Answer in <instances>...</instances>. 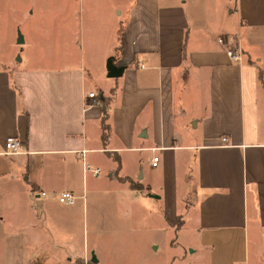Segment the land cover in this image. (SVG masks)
Returning a JSON list of instances; mask_svg holds the SVG:
<instances>
[{
	"label": "crops",
	"instance_id": "obj_1",
	"mask_svg": "<svg viewBox=\"0 0 264 264\" xmlns=\"http://www.w3.org/2000/svg\"><path fill=\"white\" fill-rule=\"evenodd\" d=\"M102 1L81 2L87 57L61 62L58 30L59 54L0 61V244L69 260L105 224L186 232L199 264H264V0Z\"/></svg>",
	"mask_w": 264,
	"mask_h": 264
},
{
	"label": "rangeland",
	"instance_id": "obj_2",
	"mask_svg": "<svg viewBox=\"0 0 264 264\" xmlns=\"http://www.w3.org/2000/svg\"><path fill=\"white\" fill-rule=\"evenodd\" d=\"M81 2L86 7L89 0H0V61L32 65L42 61L44 51L59 54V48H46L58 45V30L61 62L76 61L79 50L81 56L87 57L88 47L82 39L86 21L80 22ZM19 34L23 38L21 43L17 42ZM259 65L263 69L261 62ZM108 228L103 224V233L95 235L90 228L86 231L84 227L85 239H76L80 243L95 242L94 255L98 264H199L196 254L190 253V247L184 244L186 232L161 236L133 229L115 233ZM45 251L53 252L50 241L29 242L28 246L24 243L0 244V264H97L91 261L89 252L55 262L53 257L45 259L42 256Z\"/></svg>",
	"mask_w": 264,
	"mask_h": 264
},
{
	"label": "built area",
	"instance_id": "obj_3",
	"mask_svg": "<svg viewBox=\"0 0 264 264\" xmlns=\"http://www.w3.org/2000/svg\"><path fill=\"white\" fill-rule=\"evenodd\" d=\"M227 55H228V57L230 59L235 60V61L237 59H240L239 58L240 53L237 52V51H234L232 49H227ZM88 96L89 97H94L95 93L88 92ZM223 139H225V138H223ZM4 148H5V152L7 154L8 153H14V154L15 153H19L21 151V148H22V141H20L19 138L15 137L13 135H9L5 139ZM157 161H158V157H153V160H152L151 164L153 166H155ZM83 170H84V172L89 171V172L93 173L94 175H99L101 173V170L98 167H95V166L91 165L88 162H84L83 163ZM57 200L60 201L61 203L71 205L72 203L75 202L74 201L75 200V195L72 192L63 191V192L58 194Z\"/></svg>",
	"mask_w": 264,
	"mask_h": 264
},
{
	"label": "water",
	"instance_id": "obj_4",
	"mask_svg": "<svg viewBox=\"0 0 264 264\" xmlns=\"http://www.w3.org/2000/svg\"><path fill=\"white\" fill-rule=\"evenodd\" d=\"M23 41L22 35L19 34V38L17 40L18 43H21ZM107 76L108 77H114L121 74L123 67L117 66L116 64H113L112 59L107 60ZM91 261L97 263V258L95 257L94 253L91 255Z\"/></svg>",
	"mask_w": 264,
	"mask_h": 264
},
{
	"label": "trees",
	"instance_id": "obj_5",
	"mask_svg": "<svg viewBox=\"0 0 264 264\" xmlns=\"http://www.w3.org/2000/svg\"><path fill=\"white\" fill-rule=\"evenodd\" d=\"M120 45H121V42H120Z\"/></svg>",
	"mask_w": 264,
	"mask_h": 264
}]
</instances>
